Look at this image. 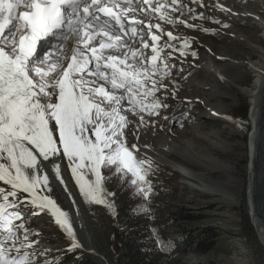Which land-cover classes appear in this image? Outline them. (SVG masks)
I'll list each match as a JSON object with an SVG mask.
<instances>
[{"label":"snow or ice","instance_id":"snow-or-ice-1","mask_svg":"<svg viewBox=\"0 0 264 264\" xmlns=\"http://www.w3.org/2000/svg\"><path fill=\"white\" fill-rule=\"evenodd\" d=\"M179 3L0 0V264H36L42 255L28 251L38 243L30 237L39 235L24 219L28 207L33 215L47 213L54 219L71 241L69 251L81 247L71 214L48 195L53 185L43 162L50 163L68 193L55 157L66 159L86 203L114 210L115 193L107 183L118 177L121 188H131L134 198L145 201L135 213L151 216L153 162L138 155L137 144L128 145L125 129L133 121L126 113L138 116L143 124L142 114L159 116L161 108L170 107L157 95L160 80L168 79L176 67L169 64L176 57L163 55L164 50L171 48L186 57L192 42L138 17L196 29L169 15L195 12ZM190 4L206 6L203 0ZM69 40L72 45L63 52ZM56 52L61 56L53 57ZM191 55L198 58L194 51ZM159 231L153 229L154 242L158 250L170 254L175 246L170 240L165 243Z\"/></svg>","mask_w":264,"mask_h":264},{"label":"rangeland","instance_id":"rangeland-1","mask_svg":"<svg viewBox=\"0 0 264 264\" xmlns=\"http://www.w3.org/2000/svg\"><path fill=\"white\" fill-rule=\"evenodd\" d=\"M234 1L203 0L206 6L198 7L196 4H190V0H180L178 7L188 5L194 8L195 12L191 13L190 16H181L180 12L169 11V15L175 20H187L188 23L196 25V29L185 27L179 23L176 26H172L157 18L143 15L145 23L149 21L153 24L160 23L164 31H171L181 40L188 38L192 42L191 48L187 49L189 54L186 57L180 56L178 51H173L171 48L164 50L163 55L167 56L171 53L172 56L176 57V59L169 60V64H175L176 67L172 69V74L168 79L160 80L158 87L161 88V91L157 95L159 98H164L163 103L170 107L161 108L159 116L149 117L146 114H142L145 117L143 124H141L138 116L126 113L130 120L133 119L134 122L132 124L139 129L143 143L153 145L157 149L156 153L160 154L158 161L148 157L153 162V174L149 177L153 182V187H157V181L161 179V174L170 173L177 175L180 172L176 170L175 166L169 164L172 161L180 162L175 158L173 150L179 149V151H183L185 144L192 139L201 148L205 149L207 147L209 149L212 147V143L215 142L214 138H210L209 142L204 140L199 142L196 137L198 133L220 136L236 144L235 151L231 154L219 153L218 155L236 166L237 181L242 184L238 194L230 189L228 190L234 193L235 200L223 195L213 196L206 191L207 189L204 185L193 184L189 181L188 174L190 173L186 168L187 171L185 172H188V174L186 173L187 178L179 175V179L177 178L176 181L179 190L176 199L165 197L161 194L158 195L157 200L165 205L164 207L160 206V210H173L178 213V217L181 219L176 223V226L172 227V230L177 229L178 233L189 232L199 243H204V247L199 246L196 250L183 255L180 264H234L236 260L245 261L248 264H264V246L260 240V231L253 223L248 205V167L251 146L249 144L252 130L249 115L251 109L256 115L257 109H255V106H253L254 108L252 107V99L244 96L240 91L242 88L250 89L254 87L255 78L254 73L250 71V64L259 60V57L254 59L252 57L254 55L253 52L256 51L254 47L264 48V41L260 45L257 43V39H261V29H255L247 21L231 23L226 18L227 15H238L240 8L232 6ZM169 3H171V0H169ZM153 6L155 7V3ZM252 8L255 9L257 7L253 5ZM198 14H203L204 18H191V16ZM139 18L143 20L141 15ZM203 29L208 31L205 32ZM166 40L167 37L165 36L161 44H164ZM174 43H180V40ZM145 51L149 55L151 54L150 50ZM193 51L197 53L198 58L191 55ZM210 62H212L213 68L216 67L213 69L215 70L214 73L216 71L217 73L222 72L228 78L233 76L236 79L235 85L231 88L224 86L215 88L216 78L208 71L209 65H212ZM181 68H183V71L180 70ZM157 79L160 78L157 77ZM165 85L167 90H164ZM173 93H175V96ZM239 107L247 110V116L244 120L234 115V111ZM229 109L231 116L247 125L244 133L236 132L222 118L221 120H212L210 118V114L215 112V110L222 112ZM165 116L168 117L167 120L163 118ZM125 135L129 146L138 142L131 133L130 125L125 129ZM139 149L142 150V148ZM169 152L172 153L168 154ZM138 155L145 156L141 152ZM44 171L49 174L45 163ZM194 172L206 179L212 178L219 183L226 184L229 180V176L221 172L202 171L198 168H194ZM51 177L49 175L50 180L54 181L53 177ZM53 181L52 184L55 186ZM107 188L115 193V196L111 198L115 201L114 210L97 204H91V209L98 222L102 239V241L99 239L102 243V245L100 243L101 247L105 248L113 264H122L124 261L120 260V257L123 254L115 253V250L108 245V239L105 237L107 222L110 219L116 221L119 213L117 205L122 189L119 178L117 177L108 182ZM48 195L55 198L54 192L52 194L48 193ZM262 200L264 201V195ZM57 203L61 206L58 200ZM29 209L31 207L24 209V219L27 221V226L30 230L33 233H39V235L30 237L31 240L38 241V243H36L37 245L35 244L34 248L28 249V251L42 254L38 255L36 264H55L54 255H50V253L55 251L67 253L65 255H68L70 260L72 256L71 262L75 264H77V261L78 264H99L92 255L87 254L81 248L69 251L71 241L66 233L60 231L56 223L39 222L43 215L30 214L31 212H28ZM103 212L109 216L108 219ZM245 214L248 216L253 230H250L246 224V226L244 225ZM44 241L48 242V244L45 246L39 245V242ZM178 243L182 245L181 241ZM35 247L38 248L37 251L34 250L36 249ZM206 247L212 248L207 252H202L201 250ZM78 253L86 255V257L81 261Z\"/></svg>","mask_w":264,"mask_h":264},{"label":"bare ground","instance_id":"bare-ground-1","mask_svg":"<svg viewBox=\"0 0 264 264\" xmlns=\"http://www.w3.org/2000/svg\"><path fill=\"white\" fill-rule=\"evenodd\" d=\"M133 3H135V0H133ZM253 5H255L257 8H252ZM232 6L240 8V10L238 9V15H227L226 18H228L231 23H243V21H247L255 29H261V39H257V43L259 45L263 44L264 0H235ZM133 15H136V13H129V16ZM71 45L72 41L69 40L62 51L67 52ZM254 49H256V51L253 52V59L259 57L258 61L250 64V71L254 73L255 84L253 88H242L240 89V91L244 96L252 99L251 105L252 107L255 106V109H257L256 115H254L252 109L249 115V120L252 124V130L249 144L251 146L250 163L248 167V205L250 207V213L252 214L253 223L260 231V240L262 245L264 246V201L262 200L264 195V48L255 46ZM59 56H61L60 52L53 53V57ZM210 63L212 64V62ZM212 66L213 64L209 65L208 71H210V73H212L216 78L215 88H220L222 86L231 88L235 85L234 82L236 79L233 76L232 78H228L225 77L222 72L217 73L216 71L214 73L215 70L213 69L216 67L213 68ZM210 118L212 120H221L222 118L223 121H226L228 124H230L236 132L241 134L244 133L245 129L247 128V125L245 123L231 116L230 109L222 112L215 110V112L210 114ZM131 120L133 121V119ZM130 127L131 133L134 135V137L136 139L137 137L140 138L137 139L138 142L136 143L139 148H142L140 152L147 157L152 158L154 161H158L157 159H160V154L156 153L157 149L153 147V145L151 146L150 144L143 143L141 133L134 124H130ZM201 129L203 130V128ZM198 135L196 136L195 134L197 140L199 139V142H201L202 140L207 142L210 138H214L215 142L212 143V147H210L209 149H207V147L205 149L201 148V146H198L195 143L194 139H192L187 144H185L183 151H179V149L173 150L175 158H177L181 163L172 161V163L169 164L175 166L176 170L180 171V173H184V175L188 174V172H185V168H187L190 173L188 174L189 181L193 184L204 185V187H206L207 189L206 191L213 196L223 195L235 200L234 193L228 190L230 189L237 194L241 190L242 184L240 183V181H237L238 177L236 176L237 168L233 163L222 159V157H220L218 154H231L235 151L236 144H233L228 140L220 136H215L213 134L203 135V133H198ZM146 145L148 147H145ZM53 159H55L60 164L61 175L66 181L68 193L63 190L58 180H56V178L54 177L53 169L50 163L44 162L49 173L48 176L51 175L54 179V181H52L55 183V186L52 184L53 191L51 192V194L54 192L55 198L60 202L62 209L69 211V213L71 214V219L76 231V239L81 245V247L79 248L86 251L87 254L92 255L99 264H113L112 261H110L105 248H102L103 246L101 247V234L98 228L99 226L97 219L91 209V204L86 203L83 200L82 196L79 194L78 186L75 184L74 179L71 176L70 170L67 167L66 159H64L62 156L55 157ZM194 168L201 169L202 171L224 173L229 176V180L226 184H224L219 183L212 178L206 179L205 177L196 174L194 172ZM259 185L260 187H258ZM73 200L75 201V206L73 205ZM42 215L43 217L42 219H39V222L45 221L55 224L54 219L50 215H48L47 213H42ZM99 239H101V241ZM234 264H248V262H240L239 260H236Z\"/></svg>","mask_w":264,"mask_h":264},{"label":"trees","instance_id":"trees-1","mask_svg":"<svg viewBox=\"0 0 264 264\" xmlns=\"http://www.w3.org/2000/svg\"><path fill=\"white\" fill-rule=\"evenodd\" d=\"M234 115L244 120L247 116V110L239 107L234 111ZM177 178L179 179L178 174H161V179L157 181V187H153L155 194L150 197L148 205L151 209V216L146 213L136 214L134 210L144 204L145 201L134 198L131 188H120L117 220L109 218L110 220L105 226V237H107L108 245L115 250V253L123 254L120 257V260L124 261L122 264H180L183 255L196 250L199 246L204 247V243H199L189 232L178 233L177 229L172 230V227L176 226V223L181 220L178 213L170 209H167V211L165 209L160 210V206L164 207L165 205L157 200L159 194L173 199L177 198L179 193L176 185ZM103 213L107 216L105 212ZM151 217H154V219ZM245 224L250 230H253L246 214L244 216ZM153 229L160 230L158 236L165 243L170 240L174 244L175 247L170 254L158 250V245L154 242ZM179 241L182 242V245L178 243ZM211 248L206 247L201 251L207 252ZM65 254L67 253L53 254L55 257L54 263L75 264L71 262L72 256L70 260L68 255ZM78 256L81 261L86 257L81 253H78Z\"/></svg>","mask_w":264,"mask_h":264}]
</instances>
